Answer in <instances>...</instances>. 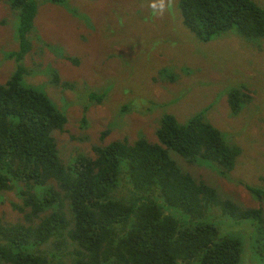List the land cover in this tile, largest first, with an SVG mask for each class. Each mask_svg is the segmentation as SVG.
I'll use <instances>...</instances> for the list:
<instances>
[{"label": "trees", "instance_id": "16d2710c", "mask_svg": "<svg viewBox=\"0 0 264 264\" xmlns=\"http://www.w3.org/2000/svg\"><path fill=\"white\" fill-rule=\"evenodd\" d=\"M3 1L17 12L19 48L7 53L16 67L0 83V194L16 191L21 202L14 208L24 220L0 217V264H241L242 238L228 234L231 226L221 229L208 219L217 207L215 214L256 222L264 264L262 209L224 198L176 157L209 164L225 176L235 168L243 149L208 119L211 105L186 122L165 113L156 141L144 135L134 142L116 139L94 145V156L80 153L65 163L55 131L65 130L68 116L48 94L25 83L38 0ZM179 5L185 26L200 41L232 29L246 39L264 37V7L255 0H180ZM165 71L152 79L176 80L172 72L163 76ZM54 81L72 88L59 74ZM106 89L89 93V99L102 102ZM244 89L228 92L234 116L251 98ZM130 107L125 104L120 112ZM248 188L264 199V190Z\"/></svg>", "mask_w": 264, "mask_h": 264}, {"label": "rangeland", "instance_id": "374dc122", "mask_svg": "<svg viewBox=\"0 0 264 264\" xmlns=\"http://www.w3.org/2000/svg\"><path fill=\"white\" fill-rule=\"evenodd\" d=\"M255 1L264 7V0ZM179 4L180 0H38L33 49L24 61L30 69L25 83L44 91L67 114L65 130L55 131L65 163L80 153L94 156V145L116 139L134 142L144 135L156 141L165 113L186 122L211 105L208 119L243 149L235 168L225 176L209 164L176 156L178 162L224 198L245 208H261L264 217V199L248 188L264 190V37L246 39L232 29L200 41L185 26ZM16 25L17 12L0 0V83L16 67L7 57L19 48ZM159 71H165L163 76L175 73L176 80H153ZM55 74L72 88L56 85ZM240 85L247 86L244 90L251 98L234 116L228 92ZM106 87L102 102L89 99V93ZM125 104L131 107L122 114ZM106 130L110 133L101 139ZM16 202L21 199L15 190L0 194V217L24 220L14 208ZM214 211L208 219L221 229L231 226L228 234L242 238L241 264H263L256 222Z\"/></svg>", "mask_w": 264, "mask_h": 264}]
</instances>
